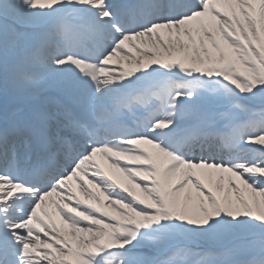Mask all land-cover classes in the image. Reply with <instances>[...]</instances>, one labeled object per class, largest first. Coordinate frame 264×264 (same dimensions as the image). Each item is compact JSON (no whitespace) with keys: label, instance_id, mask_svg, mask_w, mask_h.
Listing matches in <instances>:
<instances>
[{"label":"snow or ice","instance_id":"6c2138e0","mask_svg":"<svg viewBox=\"0 0 264 264\" xmlns=\"http://www.w3.org/2000/svg\"><path fill=\"white\" fill-rule=\"evenodd\" d=\"M0 21V264H264V0Z\"/></svg>","mask_w":264,"mask_h":264},{"label":"bare ground","instance_id":"6f19581e","mask_svg":"<svg viewBox=\"0 0 264 264\" xmlns=\"http://www.w3.org/2000/svg\"><path fill=\"white\" fill-rule=\"evenodd\" d=\"M133 54H135V53H133ZM101 163L103 164V160H101Z\"/></svg>","mask_w":264,"mask_h":264},{"label":"rangeland","instance_id":"374dc122","mask_svg":"<svg viewBox=\"0 0 264 264\" xmlns=\"http://www.w3.org/2000/svg\"><path fill=\"white\" fill-rule=\"evenodd\" d=\"M0 24H2V21H0Z\"/></svg>","mask_w":264,"mask_h":264}]
</instances>
